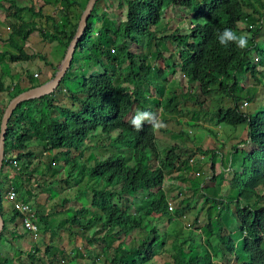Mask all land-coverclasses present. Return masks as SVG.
Listing matches in <instances>:
<instances>
[{
  "label": "trees",
  "instance_id": "16d2710c",
  "mask_svg": "<svg viewBox=\"0 0 264 264\" xmlns=\"http://www.w3.org/2000/svg\"><path fill=\"white\" fill-rule=\"evenodd\" d=\"M64 1L70 6L76 5L81 20L84 9L78 4L79 1ZM124 1L126 20L117 23L108 13H99L100 4L106 0H97L87 19L83 38L78 43L71 67L59 87L50 95L19 103L13 111L8 123L5 157L0 173V211L5 221L0 243H12L14 238L17 240L16 235L22 238L27 233L25 229L19 231L16 221H21L24 226V220L16 212H12L8 221L5 220L8 210L4 194L8 192V186L28 200L26 193L31 184L40 186L36 182V176L49 175L53 170L54 160L62 158L64 165L70 167L67 180L62 181L69 184L71 178L75 185H84L82 194L85 189L92 193L90 206L71 208L73 211L70 218L61 221L56 228V231H69L72 236L86 240L89 245L85 248L86 259L75 256L70 264L149 263L157 256V248L164 247L170 236L163 233L162 239L158 235L157 227H154L157 221L166 218L169 224L178 225L179 217L186 211L196 209H199V216H195L192 226H199L197 221L204 215V210H207L209 220L204 228L210 232H214L216 228L218 230L214 225L215 211L219 212V223L224 225H228V217H234L241 234V245L223 234V229L218 231L220 245L227 247L226 254L234 256L238 264H264V238L261 237L264 236V108L254 115L242 111L241 104H248L251 99H247L246 89L241 86L239 78L246 72L264 87V80L258 78V71L263 73L264 64L261 66L258 65L261 63H253L251 57L253 50L263 54L257 48L255 38L262 33L264 27L261 22L264 20V0H169L168 6L173 10L192 13L191 32L181 36L180 29H176L159 38L155 29L163 19L165 0ZM6 3H9L8 7L5 6ZM0 11L11 12V15L7 14V22L5 20L6 27L11 32L0 22V43L9 48L7 52L0 54V58L8 55L14 65H22L38 58L25 52V45L35 32L45 42L59 43L64 50V59L79 26V22L73 25L71 15H67L64 26H59L57 18L44 15L42 8L36 12L34 6L18 7L15 0H0ZM37 17L41 18L43 24L36 21ZM69 25L73 26V30L68 33ZM225 28H230L237 34L247 33L254 46H248L245 50L237 48L235 44L221 46L217 33ZM146 38L149 39V48L155 44L156 52L152 55L143 53L140 55L142 60L138 61L139 55L130 50L131 45H137L141 39ZM161 43H164V49L161 48ZM161 56L172 60L183 76L199 86L197 98L206 99L219 91L231 99L232 106L217 110L216 124H226L232 130L245 126L249 145L253 148L251 152L238 149L239 145L247 146L248 142L234 145L230 154L231 165L220 160L216 151L209 154L199 150L205 156H213V170L216 171L215 166L221 162L233 172L229 185L235 192L231 196H221L217 187L204 186L201 195L205 198V205L201 208H194L192 196L186 194L180 204H175L174 211L169 210L170 196L163 188L166 172L177 171L188 160L181 161L182 148L178 153L175 149L169 151L162 159L157 152L156 129L145 123L141 131H136L127 119L129 115L135 114V107L153 113L162 107V98L159 100L155 96L151 97L148 92L151 85H154L155 73L164 72L165 67L153 68V64L161 65ZM77 58L85 61L86 67H82L85 73L82 76L74 73ZM40 60L45 61L47 67L53 68L54 78L58 65L52 64L46 55L40 56ZM92 65L99 66L102 73L89 74L87 71ZM17 77L6 84L0 65V99L6 92L8 96V100L0 105V133L9 102L18 95L49 82V79H41L39 83H35L33 76H27L25 81L16 83ZM24 83L26 86L22 85ZM122 83L133 85V90L131 87H120ZM156 85L157 90H160L159 84ZM171 102L172 99L167 104ZM98 133L107 139V145L102 148L105 150L108 147L113 151L104 159L97 158L96 153L92 152L94 148L86 145L91 135ZM188 135L187 137L183 131L180 132V136H185L195 144V140L191 141L190 134ZM35 142L42 145V156L52 153L55 156L49 163L40 159L36 169L33 168L36 153L29 149ZM183 146L186 143L181 145ZM8 161L22 163L21 169L9 165ZM11 172L15 173L13 178L10 176ZM201 178L205 179L203 176ZM214 179H221V175ZM72 192L73 190L66 191L65 199L55 208L78 200L79 194ZM196 195L199 194H193L194 197ZM192 201L197 203L196 200ZM224 211L229 214L226 218H223ZM48 217L40 216V219L48 222ZM92 227H96V230L90 238L79 229H72L88 231ZM135 230L147 231L146 238L139 241L137 246H127L124 242H120L118 246L113 244ZM171 235V243L176 247L173 264H213L212 254L207 248L203 247V256H186L185 245L189 241L184 238L183 245L182 239L175 232ZM10 236L14 238L11 240ZM193 243L195 241L192 240ZM53 245L54 243L47 244L45 255L51 253ZM94 249L97 254L92 252ZM28 254L34 264L43 261L39 256L41 249L37 246ZM100 255L104 260L100 259ZM49 263L55 264L54 261ZM0 264L6 262L0 260Z\"/></svg>",
  "mask_w": 264,
  "mask_h": 264
},
{
  "label": "rangeland",
  "instance_id": "374dc122",
  "mask_svg": "<svg viewBox=\"0 0 264 264\" xmlns=\"http://www.w3.org/2000/svg\"><path fill=\"white\" fill-rule=\"evenodd\" d=\"M47 1V0H46ZM79 1L78 4L82 6V9H85V5L87 3L86 0H76ZM199 1V0H196ZM18 7H25L24 5H32L35 7L36 10H39L40 8L44 9V6L42 7L41 0H15ZM169 0H165V7L163 9V19L159 26L155 29L157 32V36H164L171 34L176 29H180L179 33L181 36L188 35L191 30V22L193 15L188 12H183L180 10H173L172 7L168 6ZM54 7H56V10H50L48 11L49 14H51L52 11H54L57 15L56 18L58 20L59 26H64L66 24V17L67 15H71L70 20L72 21L73 25L76 22L80 23L79 18V9L76 7V5L70 6L66 3L64 0H54V2H51ZM9 5V3L7 4ZM64 5L63 10H59L60 6ZM58 11V12H57ZM11 12H14L11 11ZM11 12H3L2 15H0V19L6 20L7 14L11 15ZM105 12L108 13L110 17L115 19L117 23H120L122 21H125L126 18L125 12H126V3L124 0H106V2L100 4L99 6V13ZM1 13V12H0ZM36 21L39 22V24H43V21L41 18L37 17ZM7 22V20H6ZM2 25L4 28H6V24L2 22ZM99 28V24H97V29ZM255 28V27H254ZM253 28V29H254ZM73 30V26L69 25L67 32ZM8 32H11L9 30ZM39 34V33H38ZM189 40V39H188ZM251 40V39H250ZM249 40V47L254 46L252 41ZM255 41L257 42V48L259 51H261L263 54L256 53L255 50L252 52V61L253 63H261L258 65L264 64V27L262 28V33H259ZM32 45H36L39 43L38 39H30L29 41ZM149 39H141L140 43L137 45H131L130 50L139 55V59L142 60L140 55L142 56L143 53L146 55H152L156 52L155 44L151 45V48H149L148 45ZM161 48L164 49V43L160 44ZM41 46L38 45L34 47L33 50H30L25 45V52L28 55L33 54V51L43 53L48 57L50 62L58 63L62 57H63V47L59 43H49L47 45L46 51L47 53H44L42 49H39ZM175 47V45H174ZM32 49V48H31ZM3 50V49H1ZM171 53V52H169ZM42 55V54H41ZM32 56V55H31ZM45 62V61H44ZM43 61L39 63L38 60H35L34 62L31 61L29 64L21 65L24 69H29L30 74L34 75L35 72H38L41 75V78H35V83H39L41 79L45 80L47 78H51V76L46 75V72L48 71V68ZM76 70L74 73H78L80 76H82V73H85V69L82 67L85 66V61H83L81 58H77L76 60ZM152 62V61H151ZM158 63L153 64V68H164V72L162 73H155L154 77V85L152 84L150 87V96H155L156 99L160 100V97L162 98L160 101L162 105L161 108L157 109L154 113L163 121L165 124V127L156 130V136H157V152L161 156L162 159L166 157L169 151L175 149L177 150V153L182 148L181 161L188 160L185 164L182 165V167H179V169L176 171L170 170L173 172H167L165 182H169V184H166L165 191L167 194L172 198V202H177L180 204L185 197V195H191L193 190L191 189V186L196 187L199 189V194L203 193V187L204 186H214L218 189L217 192H220V195H226L231 196V194H235L233 190L231 189L230 181L233 177V172H227L228 170H224V179L219 181L215 180L214 177L216 175V171L212 169L214 167V164H212V161H208L207 157L209 156V153L207 156H205L206 161L201 160L202 155L197 151V147H203L204 151H214L215 149L219 150L221 153L218 154V158L220 160H223L224 163L230 164L231 159V149L234 145L230 144L232 140L240 142H246L245 132L247 131V128L245 126L239 127L236 130H232V128L226 126V124H221V126H217L216 124V112L219 108H226L229 106H232V100L227 98L223 92L215 91L214 94H212L210 97L199 99L197 98V93L200 92L199 86L192 84L185 76L181 74V70L179 67H175L173 65V61L169 60L168 57L161 56V60ZM0 65H1V72L4 74V81L5 83H9L12 79L10 77L11 74V68L13 69L14 73H20L22 72L20 67H15V65L10 62V57H4L0 58ZM81 67V68H80ZM261 70V69H260ZM263 73L258 71V78H260L262 81L264 80V68H262ZM89 74H100L102 73V69L99 66L92 65L89 70L87 71ZM9 76V78H8ZM241 81V86L246 89L247 92V99H251V102L248 104H241V109L245 113L248 114H256V111L260 110L261 108H264V87L263 84L257 80H255L251 74H246V72H243L241 76L239 77ZM20 76L17 77L16 82H20ZM165 81V82H163ZM22 82V81H21ZM159 84V89L157 90V85ZM26 86V84H22ZM120 87H131L132 90L134 88L133 85H127L125 83H122L119 85ZM149 88V86H148ZM172 99L171 103L167 102ZM140 109L139 107L136 108ZM141 110V109H140ZM163 114V115H162ZM133 115H129L127 118L128 120L131 119ZM203 123L207 124L208 130H205L204 128H200L197 126V123ZM183 131L186 136L188 137L189 133H192L190 135L191 141L194 139L195 144L189 142L185 136H180V132ZM208 132H211L216 135L218 138V142L215 139V136L211 135L209 136ZM193 137V138H192ZM89 141L87 142V147L94 148L92 151L93 154L96 153V157L99 159H104L110 155L113 151H110V148L107 147V149H103L102 147L104 145H107V139L106 137H103L102 134L98 133L97 135H91ZM186 146L181 147V145L185 144ZM242 143V144H243ZM237 145V144H235ZM245 146V145H244ZM247 147V146H246ZM250 147V146H249ZM243 148V145L238 147V149ZM29 149L36 153L35 158L33 159V168L36 169L38 167V163L40 159H44L46 163H49L50 161H53L51 158H55V156L52 155H46L45 157L43 155V149L42 145L38 142L32 143L29 146ZM253 148L250 147L246 149V151L251 152ZM188 152V155L186 154ZM122 153H125L126 155L130 156L131 153H126L122 151ZM90 154V153H89ZM88 154V155H89ZM194 158L195 159V166L191 167L189 165V161ZM209 158V157H208ZM53 162V170L52 172L47 175L46 177H43L41 175L36 176V182L40 184V186H35V183L31 184L30 189H28V193H26V196H28V201L33 203V205L37 208V211L39 212V216L48 217V222L40 221L41 225V232L39 233L40 239L38 241H34V245L29 249L30 251H27L25 248V244H22L25 242V238H21L19 235H16L17 241H15L13 244L9 242H3L4 245H12L13 247H9L11 249V252H8V257L15 259L12 260H6L5 258H0L1 261L6 262L7 264H34L33 261L29 258V254L27 252H32L33 249L37 246V248L41 249V254L39 256L43 259L42 262L36 263V264H50L49 262L54 261L55 264H70L71 260L75 256H79L83 258V260L86 259L85 255V248L87 243L86 240H83L81 238H76L75 236H72L69 231L63 229L61 231H56V228L60 225L61 221L68 220L70 216L72 215L73 210L71 208H80L84 205L90 206L92 201V193L85 189V191L82 194V191L84 189V185H75V183H72V179L70 178L69 184H66L62 180H67L69 176V166L66 167L63 163L62 158H58L57 160H54ZM221 163V162H220ZM222 164V163H221ZM231 165V164H230ZM229 165V167H230ZM220 166V165H219ZM217 168V165L215 166ZM222 167V166H221ZM225 168V167H224ZM27 169V168H26ZM227 169V168H226ZM201 172L202 176L205 179H202L201 177H197L196 173ZM37 173H34L36 175ZM10 176L13 178L15 176L14 172H11ZM209 176V177H208ZM208 178V179H207ZM207 179V180H206ZM185 181V182H184ZM206 181V182H205ZM222 181V182H221ZM164 182V183H165ZM221 182V183H220ZM188 184H190L188 186ZM75 187V188H74ZM187 187V188H186ZM164 188V186H163ZM9 189V186L8 188ZM72 191V193H78L79 196H77L78 200L72 201L70 204H67L65 206H60L59 208H55L56 205L60 204L63 199L66 197V191ZM182 192V193H181ZM184 193V197H182ZM24 197L21 194V198ZM180 198V199H179ZM24 199H26L24 197ZM204 199L203 197H191V203L194 205V208L196 206H200L201 200ZM4 200L6 203H8L6 194H4ZM196 200V204L192 201ZM176 203V205H177ZM205 204V203H204ZM232 203L230 202V205ZM234 205V204H233ZM70 207V208H69ZM233 208V207H232ZM197 214V210H194L190 212V214L186 218H179L178 220L180 223L178 225H175L174 223H168L166 218H162L161 220L157 221V225L154 227H157L158 235L162 238L163 233H167L168 238L165 243V246L162 247H156L157 248V256L155 259L149 263L146 264H173V255L176 251V247L172 245V232H175V234L178 236V238L182 239L183 245L185 241H183L184 238L189 237L188 235H185L183 237L181 231L184 230V225H191L192 222L195 219V216ZM204 214L207 215L208 211L204 210ZM10 216L12 214H6L5 220L8 221ZM219 216V214H218ZM218 216L216 219H214V222L216 226L218 227V231L220 229L224 230L223 234H226L234 239V241H237L236 243H240L241 245V234L239 233L238 229V223L237 220L234 217H228L229 214L227 211H224L223 218L228 217V225H224L222 223H219ZM16 225L19 227V231H24V226H22L21 221H16ZM72 229H79L80 232L84 233L87 237H92L93 233L96 230V227L90 228L88 231H82L80 228H72ZM181 231H180V230ZM217 231V233H218ZM147 231L145 230H135L133 231L129 236L124 237L122 236L117 241H114L113 244L115 246H118L120 242H124L127 246H137L139 241H142L146 238ZM199 237L200 240H202V235L197 233L196 236ZM14 237L10 236V239L12 240ZM20 239V242H18ZM124 239L126 241H124ZM163 239V238H162ZM161 239V240H162ZM13 240H16L15 238ZM240 241V242H238ZM54 243L53 250L51 253L47 256L44 254V251L46 250L47 244ZM141 243V242H140ZM158 243V242H157ZM194 246L195 244H192V239L189 240V242L185 245L186 246ZM216 245V244H215ZM214 245V246H215ZM89 246V245H87ZM33 248V249H32ZM97 249V246H96ZM32 250V251H31ZM114 250V249H113ZM112 250V252H113ZM163 250V252H162ZM94 254H97L95 249L92 251ZM181 254V252H179ZM234 256H232L233 258ZM100 259L104 260V257L100 255ZM179 263V261H178Z\"/></svg>",
  "mask_w": 264,
  "mask_h": 264
},
{
  "label": "crops",
  "instance_id": "0c3cea01",
  "mask_svg": "<svg viewBox=\"0 0 264 264\" xmlns=\"http://www.w3.org/2000/svg\"><path fill=\"white\" fill-rule=\"evenodd\" d=\"M41 2H42V4H41V6H44V9H43V11H44V14H46V15H53L54 17L56 16H59V15H57L54 11L56 10V7H54V5L51 3V2H54V0H41ZM5 6H9V5H7V3L5 4ZM24 6H28V7H30V6H32V5H24ZM60 9L61 10H63L64 9V5H61L60 6ZM50 10H54V11H52L51 12V14H49L48 13V11H50ZM36 11H38V10H36ZM58 12V11H57ZM0 15H2V13H0ZM5 20L4 19H2V17H1V19H0V22H4ZM6 29H7V27H6ZM46 29H48V26H46ZM32 38L33 39H38L39 40V43L38 44H36V45H32L30 42H28L27 44H26V47L27 48H29L30 50H33L34 49V47H36V46H38V45H40L41 47L39 48V49H42V51H44V50H46V48H47V45L49 44L48 42H45V41H43V40H41V36L38 34V32H35V33H33L32 34ZM32 48V49H31ZM1 49H3V50H1ZM9 50V48H8V46L7 45H5V44H3V43H0V54H2V53H5V52H7ZM44 53H47L46 51H44ZM42 54V55H41ZM31 55H35V56H37L38 58H36V59H34L33 60V62L35 61V60H38L39 61V63H41L42 61L40 60V56H45L43 53H39V52H36L35 53V51H33V54H31ZM5 57H9L8 55H6ZM65 59V58H64ZM64 59H63V57H62V59L58 62V63H53L52 62V64H54V65H58V70L60 69V67H61V65H62V63H63V61H64ZM84 61V60H83ZM30 63V62H29ZM29 63H27V62H24V63H22V65H26V64H29ZM15 67L17 68V67H20L19 69H21L22 70V72H20V73H14V71H13V69L11 68V74H10V77H11V79H14L15 77H17V76H20V79H21V81H25V78L27 77V76H33V78L35 79V78H41V75L38 73V72H35L34 73V75H32V74H30V70L29 69H24V68H22V66L21 65H15ZM49 68H48V71L46 72V75H47V77L48 76H51L52 75V77L51 78H47V79H49V81H51L52 79H53V74H54V70H53V68H51V66H48ZM36 74H38V76L36 77L35 75ZM56 75V74H55ZM8 78H9V76H8ZM20 81V82H21ZM5 82H6V80H5ZM36 82V81H35ZM16 83H18V82H16ZM7 84V83H6ZM7 93V92H6ZM5 93V95H4V97L3 98H1L0 99V105L3 103V102H5V101H7L8 100V96H6L7 94ZM136 108L137 107H135V111H136ZM197 126H199L201 129L202 128H204L205 130H208V127H207V124H204V126H203V123H197ZM190 135H192V133H189ZM208 134H209V136H211V135H213V136H215V139H216V141L218 142V138L216 137V135L215 134H213V133H211V132H208ZM245 137H246V140L245 141H247V131L245 132ZM230 144H232V145H235V144H239L238 143V141H234V140H232L231 141V143ZM240 146H242V145H239L238 147H240ZM250 145L249 144H247V147L246 146H244L243 145V148H241V149H243V150H245L246 151V149H248V148H250L249 147ZM233 148V147H232ZM199 150H203V152H205L204 151V149H203V147H197V151H199ZM214 151H216L217 152V154H219V153H221L219 150H217V149H215ZM207 152H213V151H207ZM222 154V153H221ZM209 156H211V155H209ZM208 156V157H209ZM207 157V159H208V161H211V159H213V156H211V158H208ZM219 157V156H218ZM218 159V158H217ZM212 163V162H211ZM213 164V163H212ZM220 165V166H219ZM224 167V164L222 163H219L218 162V164H217V168H216V172H217V175H221V180H223L224 179V177H223V175L225 174L224 172H222V167ZM227 170V169H226ZM167 172H173V171H167ZM167 172H166V174H167ZM177 172V171H176ZM166 176V175H165ZM217 181H219V179L217 180ZM185 182V181H184ZM222 182V181H221ZM220 182V183H221ZM166 184H169V182H165L164 183V189H165V186H166ZM190 184H188V186H189ZM187 188V187H186ZM192 190H193V192H192V196H193V194H199V192H197V189H196V187H192L191 188ZM187 194H188V191H187ZM200 195V196H199ZM199 195H196L197 197H203L201 194H199ZM20 196H21V193H20ZM204 198V197H203ZM22 199H24V198H22ZM170 199H172V198H170ZM180 199V198H179ZM204 200H205V198L204 199H202L201 200V203L202 204H200V206L199 207H197V208H201V207H203L205 204H204ZM177 203V202H176ZM178 204V203H177ZM6 208H7V210H8V214H12V211H11V205L9 204V203H6ZM197 210V216H199V209H196ZM218 214H219V212L218 211H215V214L213 215V216H215V219H216V217L218 216ZM209 216V215H208ZM208 216L207 215H202L200 218H199V221H197V222H199V226H192L193 225V223H194V221H195V219H194V221L192 222V224L191 225H184V230H182L181 231V233H182V235H183V237H185V235H188L189 237H187L186 238V240H193V241H195V245L194 246H192V245H190L189 247L188 246H186L185 247V255L187 256V255H191V254H195V255H200V256H203L202 255V253L204 252V249H203V247H205V248H207V251H209L211 254H212V262H213V260L215 259L216 260V262H217V264H235V263H238L237 262V260L235 259V257H233L232 258V256H228L227 254H226V246H221L220 245V240H219V238H218V234H219V232L217 233V228L214 230V232H210V231H208V230H206L204 227H205V225L208 223ZM212 216V217H213ZM201 222V223H200ZM214 225L216 226V224H215V222H214ZM12 230H13V228H12ZM196 231H197V233H199V234H201L202 235V240H200L199 239V237H195L196 236ZM22 234H24V233H22ZM10 235H11V233H10ZM26 237V238H25ZM22 238H25V242L24 243H22V244H25V248L27 249V251H30L29 249L34 245V241H33V238H32V236L29 234V233H26V235L24 236V237H22ZM19 241L18 242H20V239H18ZM15 241H17V240H12V243L11 244H13ZM4 242V241H3ZM3 242H1L0 243V258H5L6 260H12V259H15V257H13V258H10L9 259V257H8V252H11V249H9L8 248V246L9 247H13V246H15L14 244H13V246L12 245H4V244H2ZM6 242V241H5ZM10 243V242H9ZM216 244V245H215ZM215 245V246H214ZM26 251V253H28ZM162 252H163V250H162ZM236 260V261H235ZM7 264V263H6ZM168 264V263H167Z\"/></svg>",
  "mask_w": 264,
  "mask_h": 264
},
{
  "label": "water",
  "instance_id": "95a60500",
  "mask_svg": "<svg viewBox=\"0 0 264 264\" xmlns=\"http://www.w3.org/2000/svg\"><path fill=\"white\" fill-rule=\"evenodd\" d=\"M97 0H88L85 6V9L81 15V20L78 26L77 33L75 35V38L73 42L71 43L67 54L65 56V59L56 73L55 77L47 82L46 84L39 86L37 88L31 89L29 91H26L25 93H22L15 97L12 101L9 102L7 108L5 109L2 124H1V133H0V172L3 166L4 157H5V143H6V134L8 130V123L10 120V117L13 113V111L16 109L18 104L27 102L29 100L38 99L47 95L52 94L60 85L62 79L66 75V73L69 71L72 61L74 60V55L76 52V48L78 46V43L83 38V33L87 25V19L91 14V11L94 7V4ZM5 227V221L3 219V216L0 211V235L3 232Z\"/></svg>",
  "mask_w": 264,
  "mask_h": 264
},
{
  "label": "clouds",
  "instance_id": "9594fccd",
  "mask_svg": "<svg viewBox=\"0 0 264 264\" xmlns=\"http://www.w3.org/2000/svg\"><path fill=\"white\" fill-rule=\"evenodd\" d=\"M55 6V5H54ZM43 7V6H42ZM43 9V8H42ZM59 10H61L59 8ZM1 13H3L2 11H0ZM38 12V11H36ZM44 13V11H43ZM46 15V14H44ZM56 17V16H55ZM261 22L264 24V20H261ZM5 23V21H4ZM257 28V27H256ZM7 30H10L9 27H7ZM217 40L219 42V44L221 46H228L229 44H235V46L241 50H245L248 48V44H249V37H248V34L247 33H243L241 32L240 34H237L236 31L230 29V28H225L222 32H218L217 33ZM38 75V74H37ZM188 80V79H187ZM130 125L136 130V131H141L143 129V125L145 123L149 124L153 129H161L163 127H165V124L163 123V121L153 112H150V111H142L140 109H137L135 111V114L131 117L130 119ZM248 144H249V141H248V137H247V141ZM203 155V154H202ZM194 159V158H192ZM195 160V159H194ZM201 160H204L206 161V158H205V155L203 157H201ZM189 165H191L190 161H189ZM195 166V164L193 165ZM191 165V167H193ZM16 168V167H15ZM18 169V168H17ZM21 169V166L20 168ZM224 170H226V168L222 167V172H224ZM227 172H230V169L227 168ZM175 171V170H174ZM1 173V172H0ZM199 173V172H197ZM201 173V172H200ZM202 174V173H201ZM197 176V175H196ZM197 177H202L201 176H197ZM209 177V176H208ZM208 179V178H207ZM206 179V180H207ZM206 182V181H205ZM11 188V187H10ZM9 188V190H10ZM8 190V191H9ZM8 193V192H7ZM6 193V195H7ZM182 193V192H181ZM20 195V193H19ZM21 198V196H20ZM22 199V198H21ZM22 200H25V199H22ZM28 201V200H26ZM172 202L171 199H169V202ZM30 202V201H28ZM31 203V202H30ZM33 205V203H31ZM176 204V202H174V205ZM34 206V205H33ZM35 207V206H34ZM176 207V206H175ZM36 208V207H35ZM37 209V208H36ZM38 212V211H37ZM190 212H192L191 210L190 211H186L184 215H188L190 214ZM39 215V214H38ZM183 215V216H184ZM183 216L179 217V218H183ZM25 229V228H24ZM26 230V229H25ZM28 233V232H27ZM246 235V233L244 232V236ZM264 238V236H261ZM239 245V243H236ZM33 249V248H32ZM32 251V250H31ZM213 264H217L216 260L214 259L213 260ZM235 264H238V263H235Z\"/></svg>",
  "mask_w": 264,
  "mask_h": 264
},
{
  "label": "built area",
  "instance_id": "2783aa9c",
  "mask_svg": "<svg viewBox=\"0 0 264 264\" xmlns=\"http://www.w3.org/2000/svg\"><path fill=\"white\" fill-rule=\"evenodd\" d=\"M35 76L37 77L38 75L36 74ZM8 163L18 169L22 165V163L18 164L17 161H8ZM190 163L193 166L195 160L191 159ZM196 175L201 176L202 174L199 172L196 173ZM6 198L11 205V211L16 212V214H19L22 217V220H24V228L32 236L33 240L38 241L40 239L39 233L41 232V219L38 215L37 209L30 202L22 200L19 193L13 187L8 191ZM169 210H175V205L171 201L169 202ZM188 215H184L183 218H186Z\"/></svg>",
  "mask_w": 264,
  "mask_h": 264
}]
</instances>
